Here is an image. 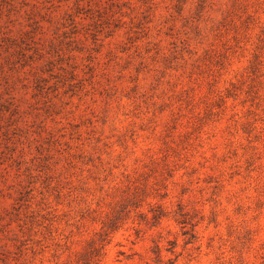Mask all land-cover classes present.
I'll return each instance as SVG.
<instances>
[{"label": "rangeland", "instance_id": "374dc122", "mask_svg": "<svg viewBox=\"0 0 264 264\" xmlns=\"http://www.w3.org/2000/svg\"><path fill=\"white\" fill-rule=\"evenodd\" d=\"M0 264H264V0H0Z\"/></svg>", "mask_w": 264, "mask_h": 264}, {"label": "trees", "instance_id": "16d2710c", "mask_svg": "<svg viewBox=\"0 0 264 264\" xmlns=\"http://www.w3.org/2000/svg\"><path fill=\"white\" fill-rule=\"evenodd\" d=\"M180 215H181L182 219L179 220V222L182 223V224H183V223H186V218L184 217V213H180ZM161 216H162L161 213H156V214H153L152 218H153L154 220H157V219H159Z\"/></svg>", "mask_w": 264, "mask_h": 264}]
</instances>
